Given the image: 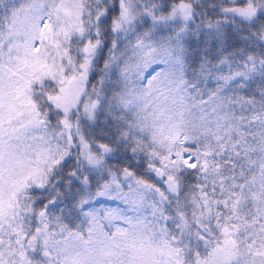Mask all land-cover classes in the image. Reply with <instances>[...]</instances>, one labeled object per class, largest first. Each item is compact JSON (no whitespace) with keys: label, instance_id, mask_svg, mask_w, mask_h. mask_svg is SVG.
Segmentation results:
<instances>
[{"label":"snow or ice","instance_id":"obj_1","mask_svg":"<svg viewBox=\"0 0 264 264\" xmlns=\"http://www.w3.org/2000/svg\"><path fill=\"white\" fill-rule=\"evenodd\" d=\"M0 264H264V0H0Z\"/></svg>","mask_w":264,"mask_h":264},{"label":"rangeland","instance_id":"obj_2","mask_svg":"<svg viewBox=\"0 0 264 264\" xmlns=\"http://www.w3.org/2000/svg\"><path fill=\"white\" fill-rule=\"evenodd\" d=\"M149 72H151V69H147L145 75H147ZM145 83H146V81H145ZM105 206L111 207V208L123 207V205L119 204L118 202H112V201H105ZM105 223H107V222H105Z\"/></svg>","mask_w":264,"mask_h":264},{"label":"trees","instance_id":"obj_3","mask_svg":"<svg viewBox=\"0 0 264 264\" xmlns=\"http://www.w3.org/2000/svg\"><path fill=\"white\" fill-rule=\"evenodd\" d=\"M100 64H101V66L103 65V61L102 60H101ZM145 72H146V70H145ZM93 82H95V80ZM101 119H103V117H101Z\"/></svg>","mask_w":264,"mask_h":264}]
</instances>
